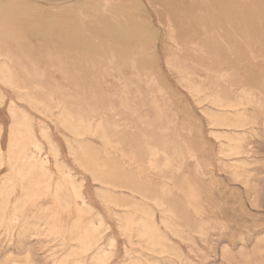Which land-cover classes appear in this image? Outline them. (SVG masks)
<instances>
[{"label":"bare ground","instance_id":"obj_1","mask_svg":"<svg viewBox=\"0 0 264 264\" xmlns=\"http://www.w3.org/2000/svg\"><path fill=\"white\" fill-rule=\"evenodd\" d=\"M147 1L153 11L149 7H145L142 0H54L51 4V11L75 14V17L73 16L74 18L70 20L72 25L66 26L56 19L57 16L44 14L45 8L40 5V8H28L21 0H0V80L14 88L23 98L21 100L31 99L34 104L47 110L58 108L60 112L56 117L57 121L63 128L74 132L77 137L91 136V138L96 137L102 141L103 147L99 146L101 149L90 151L88 143H84L83 147H80V151L71 148V154L85 171L91 173L95 181L108 187L106 190L103 189L105 201L117 202L113 196L114 193L112 194L109 188H123L129 190L131 194L140 196V200L137 202L134 200L136 202L133 208L135 214L130 213L131 210H129L117 217L119 218V231L124 237H127L132 245L140 244L143 249L146 248L162 257L173 256L174 253L180 252V248L160 228L152 206L154 205L162 211L164 214L162 221L173 236L181 240L187 239V234L181 229L183 225L176 222V219L179 218L178 212L167 197L172 184L169 181L181 174L189 160L195 162L194 171L197 175L203 173L205 169L210 172L213 163L210 157H206L209 154L205 153L201 128L194 124L196 118L193 117L191 109L187 107L188 105H184L183 108L178 109V112L174 111L178 107L172 108V100L174 101L178 96L164 79H157L163 78V69L157 53L161 33L164 34L162 38L166 40L163 44L167 51L165 56L168 68L172 74L179 78V82L193 96V99L197 98L200 102L205 98L220 108H231L238 111L239 114L233 121L218 117L222 119L221 122L224 125L240 127L251 124L248 109L244 108L245 106L255 105L257 108H261L260 111L264 110V69H260L259 65L254 62L257 59L260 60V56H254V54L250 55L249 53L252 60L249 59L251 61L247 65L244 64L246 56L243 57L245 54L238 46L240 39L233 38L229 32L232 25L230 26L228 20L226 4L224 5L219 0ZM31 7L33 6L31 5ZM240 8L242 9V7ZM152 12H154L155 20L153 17L151 20L150 13ZM234 14L236 15L235 12ZM246 15H249L247 11ZM249 18L251 21V16ZM250 21L247 26L253 33L264 28L263 22L259 24ZM236 25L233 26L236 28ZM240 26L242 27L241 24ZM78 30L83 34L84 44H86H83L80 49L76 47L79 51L81 50L82 54L79 51L76 53L75 50L69 48L71 46L67 45L70 39L69 35H73ZM43 34H50L49 38L36 41L31 38ZM96 34L99 35L97 38L99 42L96 41L95 46L88 45L87 38H93ZM57 35H61L59 39L56 38ZM61 48L67 49L64 51ZM57 73L62 79L55 78ZM234 86H238L242 90L236 96L237 98L232 100L229 96L231 93H235V90L232 89ZM35 93L43 94L44 99L40 100L35 96ZM258 94L262 97H258ZM161 95L166 97L160 98ZM4 101L5 96L0 92V106L4 105ZM241 108L243 111L240 110ZM253 108L251 107L252 110H256ZM180 112L185 115L184 118L182 117L183 119L179 118V115L182 116L179 114ZM9 114L12 118V140L11 138L9 140L14 146H19L20 158V163L14 164L13 170L17 176L19 175V185H21L19 188L25 192L19 198V203L16 201L19 204V208H17L19 214L15 209L13 216L20 219L25 206L39 201L52 188L56 189V191L55 189L52 191H55L54 195L58 198L59 202L56 199L58 204L61 203L65 208H68L74 197L91 214L93 207L83 193L84 180L78 181L67 164L60 160L59 150L51 142L49 135L45 134L49 141L47 144L49 153L44 157V147L36 138L34 120L31 115L14 102L10 104ZM49 118L51 117L49 116ZM210 118L213 117L210 116ZM1 130L0 127V133ZM247 136L246 133L233 136L232 140L238 143V146L232 150L240 153ZM11 148L15 149V147ZM11 148L10 151H12ZM2 150L0 139V171L5 167H3L5 160ZM230 152L232 154V151ZM51 158L54 159L59 175L55 182L49 168ZM144 174L159 175V182L152 184L151 176L145 179ZM14 179L12 176H6V179L0 183L1 196L15 189L17 183L14 182ZM193 188L185 189L186 194L192 196L195 192ZM4 196L6 195H3L1 200L4 199ZM8 197L10 196H6V198ZM117 198L119 199V197ZM1 203L3 207H0L1 210L6 209V202L1 201ZM198 203L201 205V202ZM129 204L125 201L120 207L128 208ZM53 206L55 205L53 204ZM181 206L183 208V205ZM73 207L75 208V206ZM204 207V210H208L205 203ZM108 208L107 210H109ZM55 211L53 210V212ZM2 216L3 213L0 217ZM207 220L209 222V219ZM54 223L56 224V222ZM87 224L88 222L86 227H89ZM220 224L222 223L220 222ZM32 225L25 223L20 228L25 238L33 236V231L36 237H41L45 233L39 224ZM90 226L91 231L98 234L99 238H102V235L111 229L110 224L105 223L100 214H96L91 219ZM209 227L208 230L213 228V226ZM205 228L199 227L201 235L205 234ZM81 229L79 231H82ZM90 238L89 236L87 239ZM187 241L189 240L187 239ZM116 242V237L110 235L107 242L97 251L95 250L96 253L92 257V261L89 260V262L91 264H108L114 255ZM93 243L88 244L90 246L87 245L86 249L82 247L76 249V245L74 248L71 246L69 255L72 257L77 251L89 253L94 249ZM25 248L23 255L26 260L22 264H33L30 261V249L28 246ZM79 255L83 256V254ZM180 257L183 256L180 255ZM132 259L131 249L126 247L125 259L121 264H131ZM148 263L162 264L157 258H150ZM14 264H19V262ZM138 264H146V262L139 261ZM168 264L171 263L168 262Z\"/></svg>","mask_w":264,"mask_h":264},{"label":"rangeland","instance_id":"obj_2","mask_svg":"<svg viewBox=\"0 0 264 264\" xmlns=\"http://www.w3.org/2000/svg\"><path fill=\"white\" fill-rule=\"evenodd\" d=\"M53 1L54 0H49V1L48 0H21L24 6L28 8H37V7L40 8V6L44 7L45 8V10H43L44 14L55 15L57 16L56 19L59 22H61L62 24L66 26H71L72 24L70 20L75 17V14L74 13L68 14V13H63V12H59L55 10L51 11L50 8H52L51 4ZM61 1H65V0H61ZM142 1L145 7H149L153 11V8H151V5L148 3L147 0L146 1L142 0ZM219 1L224 3V5L226 4L225 6L228 11L227 14H229L228 20L230 22V26L232 25L231 26L232 28H230L229 30V32H231L230 34H232L231 36H233V38L235 39H240L239 44L241 46L239 44L238 46L243 50V53L245 54L243 55V57L246 56L245 57L246 60L244 61L245 63L244 62L243 63L247 65V63H249L252 60L250 55L254 54V56L255 55L260 56V60L257 59L254 62L257 65H259L260 69L262 68L264 69V30H263L264 28H261L260 30H257L256 33H253L247 26V23L250 21L249 16H251L252 18L250 22L254 21L259 24L263 22L262 24H264V15H263L264 14V0H260V1L259 0H239L240 2H237L238 0L236 1L233 0V2L236 4H234L232 0H219ZM31 5L33 7H31ZM240 7H242V9ZM244 7L246 8V10ZM247 7L249 8L247 9ZM255 10H258V11H255ZM246 11H247V14L249 13V15H246ZM234 12L236 13L237 16L234 14ZM153 13L154 12L150 13L151 20L153 18L155 20V16ZM232 16L235 18H233ZM244 19H246L247 21H245ZM236 24L239 26L237 27ZM240 24L242 25V27L240 26ZM233 25H236L237 30H235L236 28ZM48 35L50 34H43L39 37H31V38L34 41H36L37 39L45 40L49 38ZM162 35L164 36V34L161 33L159 37L161 41L157 45V48H158L157 53L159 55V59L161 62V68L163 69L162 70L163 78L161 77L162 79L160 78H157V79L159 80L164 79V81H166L167 84L172 86L174 92L178 96V98H175L174 101L171 99L173 102L172 108L174 109L178 107L176 108V110L174 109V111L178 112V109L183 108L184 105L186 106L188 105L187 107L191 109V112L193 113V117H195L196 120H199V121L195 120L194 124H196V126L201 128L202 138L205 142V153L209 154V155H206V157H210V159L212 160L211 162L213 163V168L210 172L209 170L205 169L203 173L197 175L195 174V171H194L195 162L193 160H189L186 162V166L182 170L181 174H178L174 178L175 180L172 179L171 181H169L172 183L170 185L169 191L170 190H173V191H170V193L168 191L167 197L170 200L171 204L175 207L176 211L178 212L177 214L179 215V218L176 219V222L181 223V225H183L181 229L187 234L186 238L189 241H187V239L181 240L180 238L173 236L170 233V231L166 228V226L164 225L162 221L164 219V214L162 213L161 210H159L153 205L152 207L155 211V219L157 223L160 225V228L162 229V231L167 233L171 237L172 241L177 244V246L180 248V252L178 251L177 254L174 253L173 256L165 255V256L159 257L155 255L154 253L150 252L148 249L146 248L143 249L142 245L140 244H135L134 246L131 243H129L130 241L127 239V237H124L121 234V231H119L120 230L119 223H118L119 218L117 217H119L120 215H123L129 210H131L130 213L135 214L136 212H134L135 210L133 209L134 204L138 200H140L139 199L140 196L137 194H131L129 190H126L123 188H117V189L109 188L112 191V194L114 193L113 196L117 199V202L110 203V202L105 201L104 195H103V189L106 190L108 189V187L95 181L93 176H91V173L85 171V169H83L76 162L74 156L71 154V148L74 150L76 149V151H80L84 143H88L90 151L101 149L99 148V146L103 147L102 141H100L96 137L91 138V136H85V137L83 136L84 138L80 137L82 138L80 139L79 137H77V135H75L74 132L70 130L68 131V129H66L65 127L63 128V126L57 121L56 117L59 116L58 113L60 112L58 108L54 107L53 110H47V109H44L34 104L31 99L21 100L23 98L21 97L19 93H17V91L14 88L5 84L3 81L1 82L0 80V92L5 96V101L3 103L4 105L0 106V127L2 129L0 133V139H1L2 149H3L2 151L4 154L3 156L5 160L4 165H3V167L4 166L5 167L2 168L3 173L2 171H0V183H2L6 179V176H9V177L12 176L13 179L16 177L14 179V182L17 183L15 189L11 191L12 193L10 192L8 194H3L6 196L9 195L10 197L8 198L10 200L6 198V196H4V199L1 200L3 198V195L2 196L0 195V203L1 201L4 203L6 202L5 203L6 209L4 210H1V208L3 207H2V203L0 204V207H1L0 216L3 213V216L0 217V221H2L0 222V226H1L0 227V264H14L15 262L17 263L19 262V264H22L26 260L25 256L23 255V253H25L26 246H28L30 249V253H31L30 261L33 264H66V263L67 264H73V263L91 264L90 262L92 261V257L96 253L97 249L102 247L107 242L110 235L115 236L117 239V242L115 246L114 255L110 259L111 261L109 260L108 264H121L125 259L126 247L131 249L132 257H133L131 262L133 264H138L139 261H143V262H146V264H149L148 260L150 258H157L162 262V264H168V262L171 264H264V110H261L262 111L261 112L260 111L261 108H257L255 105H249V106L244 107L248 109V114H249L248 116L251 119V122L253 123V124L251 123L252 125L245 124L244 126H240V127L234 126L233 127V126L222 124L221 120L223 118H227L232 121L235 120L237 117V114H239L238 111H236L235 109H231V108H220L205 98H204L205 101L204 99H202L203 101L201 100L200 102L197 100V98L193 99V96L188 92V90L181 85V83L179 82V78L176 75L172 74L168 68V65L166 62V56H165L167 51L164 49L165 47L163 44V42L166 40L162 38L163 37ZM235 35L237 36V38ZM60 36L61 35H57L56 38L58 37L59 39ZM83 37L84 36L81 33V31L78 30L74 32L73 35H69L70 39L67 45L71 46L69 48L73 49V51L75 50V52L77 53L79 51L78 49H80L82 45L84 44ZM97 38H99L98 34L94 35L93 38L89 37L87 38L86 43L88 45L95 46L99 42ZM74 47L75 48L77 47L78 49L76 48L77 49L76 50ZM64 49H67V48H63L62 50ZM79 53L82 54L81 50L79 51ZM55 78L58 80L62 79L58 73L56 74ZM24 80L26 79L24 78ZM244 82L246 84V79L244 80ZM18 83H19V77H18ZM232 89H234L235 93L237 92V94L231 93L232 95L230 94L229 98L234 100L235 98H237L236 96L238 95L239 92H241L242 89H240L238 86H234ZM233 94H234V98H233ZM35 96H37L40 100L44 99V95L41 93H35ZM259 96L262 97L260 94H258V97ZM163 97L165 98L166 96L165 95L160 96V98H163ZM12 102L17 104V106L20 107L22 110L29 113L31 117L33 118L34 131L36 134V138L43 144V147H44V151H43L44 157L47 155V153H49V145H47L49 141L46 139V135H49L51 142L59 150L60 160L67 164V166L71 169L72 173L75 175V178L78 181L84 180L83 193H84V196L87 198V201L93 207V211H91V214L88 213L85 210V208L81 206L78 200H76L74 197H73L74 199L72 198L71 205L68 208H65L61 203L58 204L57 203L59 202L58 198H56V196L54 195L56 189L52 188L50 192L47 195L43 196L39 201H36L34 203H29L27 206H25V209L22 212V217L20 219H17L18 217L16 218L13 216L15 209L19 208V204H18L19 198L22 195H24L25 192L22 188H19V186H21L19 185V175L17 176L13 170V165L19 164L20 158H19V146L18 145L14 146L13 144L10 143L12 142L11 141L12 140V134H11L12 118L9 114V107ZM251 107L252 108L256 107V108H253L256 110H252ZM240 110L243 111V108H241ZM259 111L260 113H258ZM47 113H48V116H47ZM179 114L182 115V116L179 115L180 119H183L185 117V115H183L184 114L183 112H180ZM224 114H227V115H224ZM49 116L51 118H49ZM206 116H209V117H206ZM210 116L213 117L214 119L210 118ZM218 117H221L222 119ZM217 118H218V121H217ZM210 119L211 120L213 119V120L211 121ZM243 133L244 134L246 133V136L247 135L248 136L246 137L247 138L246 142L242 144V149L239 151L241 153L240 154L232 150L234 147L238 146L237 145L238 143H235L232 139H233V136H236L237 134H243ZM10 138L11 140H9ZM11 147H15V149ZM10 148L12 151H10ZM229 151H232V154L231 152L229 153ZM238 154L240 155L238 156ZM6 159L9 161H7ZM49 168L53 175V181L55 182L59 178V175L57 174L55 162H54V159L52 158H51V163H50ZM54 173H56V175H54ZM148 176L149 177L151 176L150 179H151L152 184H157L159 182V175L144 174L145 179ZM189 180H190V183H189ZM188 187H191V188L194 187L193 191H195L194 193L196 194L193 193L192 196L186 194L185 189H188ZM53 189H55V191H52ZM222 189H223V192H222ZM116 196L119 197V199ZM56 199H57V202H56ZM198 199L199 200L201 199V200L199 201ZM134 200L136 202H134ZM16 201H18V203ZM53 201H55L56 203H54ZM125 201L130 203L128 208L120 207V205L124 203ZM198 202H201V205ZM204 203H205V206L208 208V210L203 209L205 208ZM53 204L55 206H53ZM107 205L109 206V208ZM181 205H183V208ZM73 206H75V208ZM76 207H79V208L76 209ZM107 208L109 210H107ZM190 208H193V209L190 210ZM51 209H53L54 211L55 210L57 211L53 212V210ZM72 210H73V213L71 214ZM77 210H78V214H77ZM195 210L197 211L195 212ZM199 210L200 212H198ZM203 210L206 212V214H208L207 216ZM16 211L19 214V209H17ZM58 211L61 215L58 213ZM62 212H65V213L63 214ZM194 213L196 214L194 215ZM85 214H87L86 217H85ZM96 214H100L104 222L107 224H110L111 226V229L107 233L102 235V238H99L100 236H98V234H95L93 231H91V228H90L91 219L94 218ZM196 215L198 216L196 217ZM198 218H200V220H198ZM204 219H205V223L203 224ZM207 219H209V222ZM76 220L78 222H75ZM85 221L86 223L88 222L87 226L89 227H86ZM214 221L216 222L220 221L222 224H220V222H217L218 223L217 224ZM54 222H56V224ZM25 223L31 224V225L37 223L39 224V226L45 233L41 237H36L33 231L32 232L33 236L29 238H25L22 234V231L20 230V228H22L23 224ZM208 224L210 227L213 226V228L212 227L210 228ZM200 226H203V228L206 227L204 229L205 230L204 235H201L199 233ZM208 227L210 228L209 230H208ZM53 228L55 229L53 230ZM49 229H50V232H48ZM80 229L82 231H79ZM88 235L91 237L90 239H87L89 238ZM83 239H86V240L83 241ZM90 243L94 244V249H93L94 251L92 250L86 254L83 252L77 251L78 253L76 252V254L74 255L76 257L78 256L77 259H75L76 257L74 258V256L71 257L69 255V252H70L69 247L73 246L74 248V246L76 245L75 246L76 249H78L79 247L86 249L87 245ZM145 250H147L148 252H146ZM182 252L183 254H181ZM136 253H140V254H136ZM79 254H83V256ZM180 255H182L183 257L181 258ZM79 259L82 262L78 261Z\"/></svg>","mask_w":264,"mask_h":264}]
</instances>
